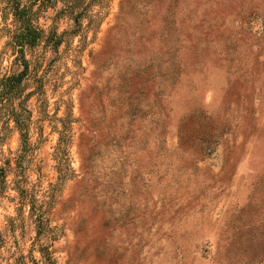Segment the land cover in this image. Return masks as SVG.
<instances>
[{
  "label": "rangeland",
  "instance_id": "374dc122",
  "mask_svg": "<svg viewBox=\"0 0 264 264\" xmlns=\"http://www.w3.org/2000/svg\"><path fill=\"white\" fill-rule=\"evenodd\" d=\"M101 1L0 105V264H264V0Z\"/></svg>",
  "mask_w": 264,
  "mask_h": 264
},
{
  "label": "trees",
  "instance_id": "16d2710c",
  "mask_svg": "<svg viewBox=\"0 0 264 264\" xmlns=\"http://www.w3.org/2000/svg\"><path fill=\"white\" fill-rule=\"evenodd\" d=\"M6 10L13 16V27L10 31V40L6 46L10 47L13 54H17L14 60V65L21 68L17 73L5 77L0 82V105L11 103L18 100L17 108L10 110V116L16 127L20 129L21 136L24 137L23 130L27 131L30 121V111L26 107V102L34 95L29 93L23 95V81L29 74V63L24 59V49L38 45L44 38L43 30L33 24L38 17V14L47 8H53L58 2L62 7L57 11L60 16L68 17L74 23V27L79 29L81 20L91 17L89 11L94 5H102L101 0H6ZM34 7L36 9L34 10ZM99 17L98 15H94ZM101 19V18H100ZM65 32L58 35L55 31H51L45 38L47 45L52 46L54 50L62 44V36ZM206 131H201V143H206L205 137L210 136ZM6 177V173L0 168V182Z\"/></svg>",
  "mask_w": 264,
  "mask_h": 264
}]
</instances>
